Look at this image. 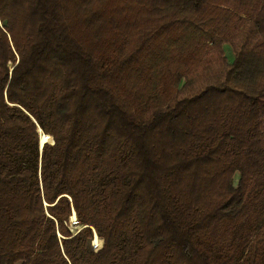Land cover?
I'll use <instances>...</instances> for the list:
<instances>
[{
  "label": "trees",
  "instance_id": "obj_1",
  "mask_svg": "<svg viewBox=\"0 0 264 264\" xmlns=\"http://www.w3.org/2000/svg\"><path fill=\"white\" fill-rule=\"evenodd\" d=\"M263 200L264 0H0V264H264Z\"/></svg>",
  "mask_w": 264,
  "mask_h": 264
},
{
  "label": "rangeland",
  "instance_id": "obj_2",
  "mask_svg": "<svg viewBox=\"0 0 264 264\" xmlns=\"http://www.w3.org/2000/svg\"><path fill=\"white\" fill-rule=\"evenodd\" d=\"M223 49H224V55H225V57L227 59L228 64L232 63L233 52H232L231 46L229 44H225L223 46ZM214 56H215V53H214ZM207 58L208 57H206V59ZM212 58H213V56H212ZM204 61H205V59H204ZM213 73H214V71H212V74ZM210 75H211V72L205 70V64H201L200 67L198 68V70L196 71V73L191 76L190 84L193 86V88L197 89L201 85H203L202 83ZM237 180H238V174H235L234 175V183H236ZM263 205H264V200L261 202L260 207L263 206ZM263 223H264V218L263 219H260L258 221V224L257 225L260 226ZM76 228H77V226L75 225V222H72V218H70V226H69L70 231L74 232ZM94 236H96V235H94ZM92 244H93L94 247H99L100 244H101V242L98 239V241L96 243H93L92 242ZM242 259H243V257L240 259V261H242ZM17 264H20V263H17Z\"/></svg>",
  "mask_w": 264,
  "mask_h": 264
},
{
  "label": "water",
  "instance_id": "obj_3",
  "mask_svg": "<svg viewBox=\"0 0 264 264\" xmlns=\"http://www.w3.org/2000/svg\"><path fill=\"white\" fill-rule=\"evenodd\" d=\"M45 143V142H44ZM44 143H42L41 141H40V139H39V149L41 150V148H42V145L44 144ZM74 214V213H73ZM76 221V218H75V215H74V219H72V222H75Z\"/></svg>",
  "mask_w": 264,
  "mask_h": 264
},
{
  "label": "bare ground",
  "instance_id": "obj_4",
  "mask_svg": "<svg viewBox=\"0 0 264 264\" xmlns=\"http://www.w3.org/2000/svg\"><path fill=\"white\" fill-rule=\"evenodd\" d=\"M40 132V131H39ZM42 134V133H41ZM42 135H45V134H42ZM40 139V138H39ZM95 237V236H94Z\"/></svg>",
  "mask_w": 264,
  "mask_h": 264
}]
</instances>
